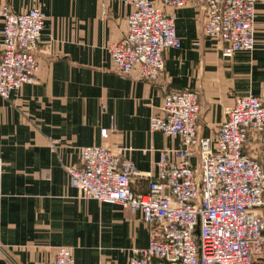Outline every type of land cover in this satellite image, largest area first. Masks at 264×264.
<instances>
[{
  "label": "crops",
  "instance_id": "obj_1",
  "mask_svg": "<svg viewBox=\"0 0 264 264\" xmlns=\"http://www.w3.org/2000/svg\"><path fill=\"white\" fill-rule=\"evenodd\" d=\"M16 12L40 5L46 15L36 55L35 83L0 96V264H54L59 246L73 249L75 264H128L150 234L140 212L82 198L66 171L80 164L84 146L108 143L142 172H155L162 149L179 139L149 129L165 96L198 91L199 134L214 138L238 96L264 97V0L257 3L253 51L224 57L203 32L202 0L175 10L179 49L165 54L158 82L110 71L108 47L126 31L129 5L118 0H7ZM1 2V1H0ZM106 4L107 12L103 13ZM0 18V53L3 40ZM109 130L104 140L101 130ZM60 140L59 146L51 144ZM264 164V145L244 149ZM194 162H196L194 160ZM149 179L132 188L148 191ZM264 216V206L257 209Z\"/></svg>",
  "mask_w": 264,
  "mask_h": 264
},
{
  "label": "built area",
  "instance_id": "obj_2",
  "mask_svg": "<svg viewBox=\"0 0 264 264\" xmlns=\"http://www.w3.org/2000/svg\"><path fill=\"white\" fill-rule=\"evenodd\" d=\"M3 40L0 53V96L9 98L35 83L36 55L46 15L40 5L16 12L0 0ZM129 5L126 31L109 45L110 71L158 82L165 74V54L179 49L175 10L198 0H118ZM204 34L216 40L224 57L256 46V5L261 0H202ZM107 12L104 4L103 13ZM198 91L168 93L159 113L150 118L152 133L181 142L162 149L156 171L142 172L108 143L84 146L80 164L66 168L73 188L84 199L138 211L150 241L135 248L128 264H264V164L244 149L264 145V97L238 96L214 138L199 134ZM109 130L102 129L104 140ZM60 140L52 142L56 147ZM194 160L196 162H194ZM3 162L0 159V197ZM149 179L148 191L133 190L135 178ZM54 264H75L73 249L59 246Z\"/></svg>",
  "mask_w": 264,
  "mask_h": 264
}]
</instances>
